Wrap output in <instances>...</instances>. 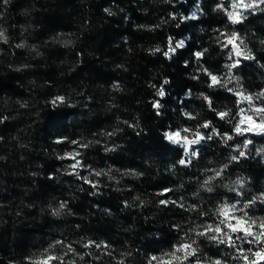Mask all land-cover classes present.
Listing matches in <instances>:
<instances>
[{"label":"trees","instance_id":"obj_1","mask_svg":"<svg viewBox=\"0 0 264 264\" xmlns=\"http://www.w3.org/2000/svg\"><path fill=\"white\" fill-rule=\"evenodd\" d=\"M232 5L0 0V264H30L57 240L63 264H158L185 240L198 252L183 264H246L240 249L259 245L197 235L225 203L264 219V136L234 131L236 93L264 108V7L233 23ZM176 132L203 139L186 155Z\"/></svg>","mask_w":264,"mask_h":264},{"label":"snow or ice","instance_id":"obj_2","mask_svg":"<svg viewBox=\"0 0 264 264\" xmlns=\"http://www.w3.org/2000/svg\"><path fill=\"white\" fill-rule=\"evenodd\" d=\"M260 3L264 4V0H259ZM233 8H236L238 6L243 7L245 9L248 8H252L253 5L252 4H245L244 0H233ZM228 17L229 19L233 22V23H239L240 20L243 18L242 14H237L234 12H228ZM4 33L2 31H0V37H3ZM232 39H236L237 38V33L233 32L231 34ZM231 43V40L229 41ZM183 44L178 43L175 45V47H171L169 48V51L174 52L176 48L182 47ZM158 50V49H157ZM168 53H165V55H167ZM242 53L237 52L236 55H241ZM201 53H197V56H200ZM246 58H252L251 56H246ZM235 65H231L229 67H234ZM210 78L213 82V84L218 82V77L212 75L211 73H209ZM211 86V85H210ZM158 95L163 96L164 93L161 90ZM264 95V94H262ZM246 99H251V97H245ZM205 99H208L207 97H205ZM57 100L62 101L63 97H57ZM53 103L55 104L56 101H53ZM155 107H159V104H156ZM257 114L260 116V123L258 125H255V128L253 127H247L244 129H241L240 124H238L236 126V132L238 134H242L245 131H254V130H259L264 132V108H259L256 110ZM218 115L221 118H224L227 113L221 112L218 113ZM247 120L250 121L252 124H255L254 121H252V117H247ZM241 124L244 123V121L240 122ZM208 125L205 124L204 127H207ZM187 131V130H185ZM167 139H169L170 141H172L173 143H181L180 139H177V137L180 136L179 132L176 133H166L165 134ZM210 138V137H209ZM232 137H227V139H231ZM200 139H203V137H200ZM183 142L185 145V154L187 155L188 153V148L187 145L190 144H196L199 143V140H187V137L183 138ZM250 143V141H249ZM76 155H79V153H77ZM192 156H195L196 153L193 151L191 153ZM244 152H240V156H243ZM237 157L233 156L232 160H236ZM181 164H185L184 160L180 161ZM80 164L79 161H76V163L74 165H72L73 168L77 167ZM224 168H227V165H224ZM224 168L217 170L215 172V176L209 177L208 180H206L204 182V186L207 188V191H212V189L210 187H207V185L209 184V182L213 179H215L216 177L220 176L224 170ZM96 175H100V173H96ZM237 183H242L240 181H238ZM261 202H264V194H262V196L260 197ZM162 204H166L168 203V201H161ZM255 203V200L253 201H249L248 204L244 205L245 208H247L249 205ZM182 206V205H181ZM61 208L65 207L64 204H61L60 206ZM237 211L236 205L235 204H223L221 205L218 209L217 212L219 215H221L223 217V219L220 220V222L218 224H216L215 226L212 225H208L206 226L204 231L198 232L197 235H201V236H205L207 235L209 232H212V235H208V239L216 241L218 243L224 244L227 243L229 244L230 247H236V240H241L243 239L245 242L249 243V244H256L259 245L258 250L256 251H252L251 248L247 249V251H245L244 249H240L241 252V256L242 259L246 262V264H264V219H262L259 224L257 225V221L252 219L251 217L247 216V213H244V215L242 216H235L234 212ZM240 211H242V209H240ZM233 221H235L233 223ZM221 225H223V227H221ZM253 226H258V228L260 229V231L257 232H253ZM227 228L228 230H230L232 233L236 234L235 240L232 239L231 236H228L227 232L224 231V229ZM92 242H90L91 244ZM196 242L193 240L191 242H188L187 240L182 241L179 243L178 246H176L174 248V250L170 253H165L166 256L169 257V260L167 262L163 261V258H158L156 256L152 257L153 261H158V264H172L173 261H181L182 264L183 262H190L191 258L196 257L198 249L196 247H193V245ZM63 244L62 241H55L53 244L49 245V249L44 250L43 253L40 254V256L36 259V260H30V264H53V261H61V264H63L62 262V257L56 256L51 252V249H54L56 247V245H61ZM89 246V245H86ZM97 247H100V245H96ZM68 250L70 252H74V249L71 247V245H68ZM177 253H182V255H177ZM248 253L251 254V259L248 255ZM196 264H199V261H196ZM212 264H221V261L216 260L213 261Z\"/></svg>","mask_w":264,"mask_h":264},{"label":"rangeland","instance_id":"obj_3","mask_svg":"<svg viewBox=\"0 0 264 264\" xmlns=\"http://www.w3.org/2000/svg\"><path fill=\"white\" fill-rule=\"evenodd\" d=\"M244 3L245 4H252L253 7L252 8H248V9H245L243 7H240V6H238L236 8L232 7L233 8L232 12L237 13V14H243L245 11L255 10V9L264 7V4L260 3L259 0H244ZM233 50H234V53H235L236 57H240L241 56V55H239V56L236 55L237 52H240V50H238V48L236 46L233 47ZM236 94L240 98L239 100H240V102L242 104V109H241V114L239 115L238 122L236 123L235 128H234L235 134L236 135L251 134V135H263L264 136V132L259 131V130L245 131L242 134H238L236 132V126L238 124H240L241 129H244V128H247V127H250V126L255 128V125H258L260 123V116L257 114V111H256L257 109L255 107H253L252 105H250L249 102L245 98H243L240 93H236ZM247 117H252V121H254L255 124H252L250 121H248ZM241 121H244V123L241 124L240 123ZM184 137H187V140H189V141H191V140H199V143L201 141V139H200L201 136H199V135H197L195 137H191V136H184V135L180 134V136L177 137V139L181 140L180 144H181V146L184 147V149H185V145H184V142H183V138ZM199 143L187 145L188 150L191 147L196 146ZM75 163H73V165ZM75 168H77V167H75ZM224 181H225L226 189L231 191L234 194H237L239 189L244 184V178L241 177V176L228 177L227 179H224ZM238 181H240L242 183H237ZM234 215L236 216V214H234ZM234 222L235 221H233V223ZM259 231H260V229H259Z\"/></svg>","mask_w":264,"mask_h":264}]
</instances>
